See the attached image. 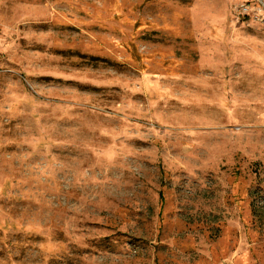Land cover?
<instances>
[{"label": "rangeland", "instance_id": "374dc122", "mask_svg": "<svg viewBox=\"0 0 264 264\" xmlns=\"http://www.w3.org/2000/svg\"><path fill=\"white\" fill-rule=\"evenodd\" d=\"M0 264H264V0H0Z\"/></svg>", "mask_w": 264, "mask_h": 264}, {"label": "built area", "instance_id": "2783aa9c", "mask_svg": "<svg viewBox=\"0 0 264 264\" xmlns=\"http://www.w3.org/2000/svg\"><path fill=\"white\" fill-rule=\"evenodd\" d=\"M247 9H244V11H246Z\"/></svg>", "mask_w": 264, "mask_h": 264}]
</instances>
